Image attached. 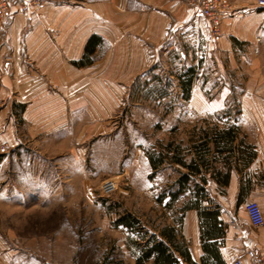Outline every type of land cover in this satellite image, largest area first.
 I'll use <instances>...</instances> for the list:
<instances>
[{
	"label": "crops",
	"instance_id": "crops-1",
	"mask_svg": "<svg viewBox=\"0 0 264 264\" xmlns=\"http://www.w3.org/2000/svg\"><path fill=\"white\" fill-rule=\"evenodd\" d=\"M227 1L231 10L218 37L210 35L208 22L185 0H46L25 13L12 4L0 20V143L8 146L7 154L25 147L28 136L50 139L60 132L71 146L86 143L89 118L99 123L112 106L88 103V95L108 93L112 87L117 92V78L142 75L163 52L190 57L197 76H204L191 90V101L206 105L199 116L214 117L237 104L240 138L256 154L247 165L230 168L227 184L209 177L206 185L223 223L215 241L221 261L233 264L235 257H242L250 264L247 249L264 251V226L255 229L245 213L246 203L255 201L264 215V6L259 0ZM92 37L100 38L92 62L76 65ZM177 41L187 43L179 47ZM234 79L242 81L240 89ZM85 155L81 147L75 158ZM150 169L158 178L156 185L170 182L168 169L153 173L151 164ZM181 220L180 226L171 224L182 235L191 260L204 264L207 252L198 210L188 209ZM124 247L133 252L136 264L135 250L128 242ZM0 264L40 262L33 254L24 257L8 250L0 239Z\"/></svg>",
	"mask_w": 264,
	"mask_h": 264
},
{
	"label": "rangeland",
	"instance_id": "rangeland-1",
	"mask_svg": "<svg viewBox=\"0 0 264 264\" xmlns=\"http://www.w3.org/2000/svg\"><path fill=\"white\" fill-rule=\"evenodd\" d=\"M176 43L184 47L187 42ZM194 61L163 52L142 75L117 78V92L108 87V93L88 95V103L102 102L112 108L108 106V116L99 123L89 118L86 143L72 145L73 150L66 143L69 138L58 132L50 139L28 136L26 146L10 155L0 151L2 244L24 257L33 254L40 264H132L133 252L124 245L140 238L114 227L118 214L133 213L149 233L177 225L191 191L172 203L180 169L164 165L170 182L156 185L147 151L158 152L161 144L172 141L190 149L194 135L216 125L236 124L237 119V104L209 117L198 114L205 103L192 102V95L183 99L177 76L186 67L198 70ZM197 75L195 81L204 79L202 72ZM156 76L170 82L164 97L151 91L158 83ZM234 80L240 89L242 81ZM201 90L211 98L204 84ZM81 147L86 155L77 160ZM191 157L188 152L187 160ZM108 179L118 182L117 189L103 196L101 185Z\"/></svg>",
	"mask_w": 264,
	"mask_h": 264
},
{
	"label": "trees",
	"instance_id": "trees-1",
	"mask_svg": "<svg viewBox=\"0 0 264 264\" xmlns=\"http://www.w3.org/2000/svg\"><path fill=\"white\" fill-rule=\"evenodd\" d=\"M100 43L99 37H92L85 46L83 59L76 63L78 66H87L92 60L90 55L95 53ZM179 74V88L183 93V99L188 100L192 95V87L196 78L197 69L186 67ZM158 83L151 91L164 97L168 94L170 82L163 83L161 77L156 76ZM158 152L147 151V158L153 173H156L166 164L179 166V178L176 180L178 188L171 193V202L186 191H191L192 198L185 205V210L196 209L201 220V234L204 237V249L207 257L204 264H224L219 256V249L215 242L222 235V222L219 221L218 210H215L209 191L206 189L209 177L227 184L229 171L233 165H247L255 157L254 148L247 145L240 138L236 124L219 128L215 126L211 130H202L200 135H194L191 139L190 149H183L174 141L167 145L161 144ZM188 152L192 157L187 160ZM206 203V204H205ZM181 218L178 225H181ZM222 223V224H221ZM219 224L221 226L219 227ZM115 228H124L130 235L140 240L130 239L131 245L137 254L136 264H182L181 257L188 264H197L191 260L189 249L174 226H167L156 233L145 231L141 221L133 214L124 212L118 214L114 223ZM130 245V246H131ZM151 261V263H149Z\"/></svg>",
	"mask_w": 264,
	"mask_h": 264
},
{
	"label": "built area",
	"instance_id": "built-area-1",
	"mask_svg": "<svg viewBox=\"0 0 264 264\" xmlns=\"http://www.w3.org/2000/svg\"><path fill=\"white\" fill-rule=\"evenodd\" d=\"M46 0H0V20L4 21L10 13L12 4L17 5L19 12L25 13L30 9H38ZM196 14H199L208 22V32L211 36H220L221 24L227 12L231 10V5L227 0H185ZM259 5L264 6V1L259 0ZM8 146L0 143V151L7 152ZM118 182L113 179L105 180L100 189V194L108 196L117 189ZM250 223L255 229L264 226V215L260 204L255 201H249L245 206ZM245 257L249 259L250 264H264V251L258 248H249L245 252ZM233 264H245L242 257H235Z\"/></svg>",
	"mask_w": 264,
	"mask_h": 264
}]
</instances>
